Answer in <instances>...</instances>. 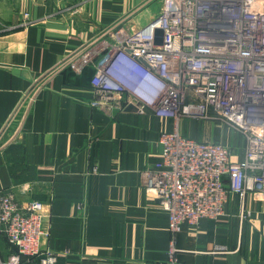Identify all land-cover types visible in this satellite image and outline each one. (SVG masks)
<instances>
[{
  "label": "crops",
  "instance_id": "crops-1",
  "mask_svg": "<svg viewBox=\"0 0 264 264\" xmlns=\"http://www.w3.org/2000/svg\"><path fill=\"white\" fill-rule=\"evenodd\" d=\"M162 10L163 0H0V131L34 80L69 63L45 76L15 117L19 141L0 151V191L45 204L41 247L55 264H167L171 245L183 264H264L262 193H230L217 220L172 232L168 212L146 196L143 173L160 160L159 138L173 122L150 109L108 114L87 104L96 63L80 65L87 45L115 25L140 29ZM202 122L185 120L179 131L244 160L239 133L210 121L196 133ZM13 253L0 235V264Z\"/></svg>",
  "mask_w": 264,
  "mask_h": 264
},
{
  "label": "built area",
  "instance_id": "built-area-1",
  "mask_svg": "<svg viewBox=\"0 0 264 264\" xmlns=\"http://www.w3.org/2000/svg\"><path fill=\"white\" fill-rule=\"evenodd\" d=\"M87 46L80 65L96 59L88 106L114 114L132 105L173 122L174 130L159 138L160 160L143 173L146 196L168 212L172 232L202 218L217 220L230 193L264 195V0H163L146 26H112ZM68 64L65 59L34 80L0 131V151L19 141L15 117L26 114L45 76ZM185 120L229 126L243 139L244 160L233 162L221 143L182 134ZM44 207L0 191V235L16 249L1 264H21L23 257L55 264L41 247L48 234ZM174 252L171 245L167 264H183Z\"/></svg>",
  "mask_w": 264,
  "mask_h": 264
},
{
  "label": "water",
  "instance_id": "water-1",
  "mask_svg": "<svg viewBox=\"0 0 264 264\" xmlns=\"http://www.w3.org/2000/svg\"><path fill=\"white\" fill-rule=\"evenodd\" d=\"M162 35L163 32L161 30H157L155 33L154 43L156 45H160L162 43ZM140 62L147 67L146 63L143 60H140ZM125 110L127 111H136V108L132 105L128 106Z\"/></svg>",
  "mask_w": 264,
  "mask_h": 264
},
{
  "label": "rangeland",
  "instance_id": "rangeland-1",
  "mask_svg": "<svg viewBox=\"0 0 264 264\" xmlns=\"http://www.w3.org/2000/svg\"><path fill=\"white\" fill-rule=\"evenodd\" d=\"M192 122H193V120H192ZM202 123H205V124L202 125L198 130H197V128H198L199 126H196V129H195L196 133H201V134H203V133H207V132H208V128L211 127L210 124L207 123L206 121H205V122L203 121ZM207 126H208V128H207ZM220 127H221V126H220Z\"/></svg>",
  "mask_w": 264,
  "mask_h": 264
}]
</instances>
